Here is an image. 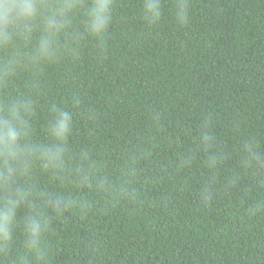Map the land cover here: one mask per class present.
Instances as JSON below:
<instances>
[{"label": "trees", "instance_id": "trees-1", "mask_svg": "<svg viewBox=\"0 0 264 264\" xmlns=\"http://www.w3.org/2000/svg\"><path fill=\"white\" fill-rule=\"evenodd\" d=\"M190 2L191 19L177 28L173 0H162L156 26L141 19L142 0H115L104 56L98 58L89 42L78 65L49 71L50 98L76 87L96 113L78 127L77 144L113 164L139 138L146 111L162 114L157 147L143 164V203L124 201L109 211L101 205L87 218L70 215L58 223L52 264H88L82 251L88 246L99 247L104 264H258L264 255V216L251 220L243 212L264 191L252 193L243 179L226 188L235 158L220 169L207 206L198 199L202 156L188 169L173 170L177 155L192 147L190 131L206 115L224 150H232L238 122L242 137L255 136L264 147V0ZM21 237L17 228L15 249Z\"/></svg>", "mask_w": 264, "mask_h": 264}, {"label": "clouds", "instance_id": "clouds-1", "mask_svg": "<svg viewBox=\"0 0 264 264\" xmlns=\"http://www.w3.org/2000/svg\"><path fill=\"white\" fill-rule=\"evenodd\" d=\"M171 6L176 27H185L190 0H173ZM114 7L115 0H0V264H52L58 223L70 215L87 218L101 205L109 211L124 201H144L143 164L157 147L161 112L146 111L139 138L113 164L76 142L78 127L96 119L80 89L67 87L59 99L48 94L49 71L78 65L89 42H95L98 58L104 56ZM162 9V0H142L141 19L156 26ZM59 82L66 83L63 75ZM241 127L242 122L234 125L233 148L226 151L212 116L206 115L189 133L192 147L176 157L173 170L179 172L202 156L205 182L198 199L205 206L218 191L220 169L233 158L237 168L226 188L243 179L252 193L264 191V147L255 136L242 137ZM243 212L251 220L264 216V197ZM17 228L22 237L15 249ZM82 251L88 264H104L98 246ZM258 264H264V255Z\"/></svg>", "mask_w": 264, "mask_h": 264}]
</instances>
